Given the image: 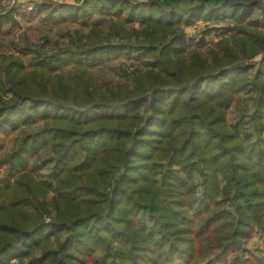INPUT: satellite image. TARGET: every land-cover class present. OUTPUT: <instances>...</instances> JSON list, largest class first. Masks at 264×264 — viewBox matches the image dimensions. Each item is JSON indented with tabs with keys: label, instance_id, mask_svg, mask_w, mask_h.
Segmentation results:
<instances>
[{
	"label": "trees",
	"instance_id": "16d2710c",
	"mask_svg": "<svg viewBox=\"0 0 264 264\" xmlns=\"http://www.w3.org/2000/svg\"><path fill=\"white\" fill-rule=\"evenodd\" d=\"M38 10L44 34L63 23L91 32L75 49L22 48L0 63V264H264V252L244 249L264 234V5L79 0ZM14 12L0 8V35ZM103 12L114 17L108 34L91 23ZM200 20L238 24L212 62L196 50L186 59L185 26ZM135 23L142 33L126 31ZM124 55L143 64L132 83L103 87L86 65ZM242 94L252 113L229 125ZM41 122L6 152L21 127ZM42 150L52 152L44 163ZM49 190L56 216L45 221L50 204L38 197Z\"/></svg>",
	"mask_w": 264,
	"mask_h": 264
},
{
	"label": "rangeland",
	"instance_id": "374dc122",
	"mask_svg": "<svg viewBox=\"0 0 264 264\" xmlns=\"http://www.w3.org/2000/svg\"><path fill=\"white\" fill-rule=\"evenodd\" d=\"M55 1V2H54ZM0 0V8H3L4 11L15 10L14 15L17 19V24L11 30H7L6 25L2 26V29L5 31L0 35V63L3 61L6 56H19L18 51L22 48H30L33 50H40L43 54H52L56 53L62 49H75L76 44L79 42V37H87L90 28H83L80 25L73 23H63L58 25L54 30L49 34H44V32L49 31L47 27L40 24L39 19L45 15L44 12H39L38 8L42 5H76L79 0ZM264 5V0H255ZM37 9V10H35ZM255 16L259 15L258 11H255ZM259 18H262L259 16ZM114 17L111 12H103L101 14L95 15L91 19V23L98 25L101 31L104 34H108L109 31L114 27L113 20ZM208 26L219 27V30L212 32L211 34H205V31L208 29ZM238 24L231 20L223 21L218 24H208L205 21H198L197 24L192 26H185V35H186V49L188 54L186 56L187 61H190L189 58L192 56L190 52L196 50L204 57H208L209 61L212 62L211 55L212 53H220V56L223 55L224 47L220 45V42L224 38H230L235 32H227L228 29L237 27ZM224 27V28H223ZM136 30L142 33V27L138 23L130 24L126 27V31ZM237 34V33H236ZM235 34V35H236ZM129 36H123L122 43L135 42V38L131 40L128 39ZM228 38V39H229ZM82 39L83 42L87 43ZM119 40H116L117 42ZM93 43L97 41L92 40ZM98 43V42H97ZM85 47V46H81ZM236 48V46H234ZM239 50V49H236ZM147 59V58H146ZM258 58H255L257 60ZM25 60L28 64H33L34 58L31 55L25 56ZM253 61V60H251ZM87 67L94 74L95 78L98 80L101 86L105 85H116V84H125L132 83L134 73L137 70L143 69V64L138 60L130 58L128 59L125 55L120 57L117 60H111L104 63L97 64H86ZM66 75L73 74L72 68L68 67L64 71ZM253 101L252 97L247 95H241L240 99L235 103L227 113V119L229 125H235L241 116H249L252 113ZM43 126L42 122L35 124L31 127H21V131L16 132L15 136H12L11 140L7 145V151L11 150L13 145L21 137H24L25 133H32L36 130H39ZM247 128L250 129L251 126L247 123ZM19 135V139L17 136ZM52 152H45L42 150L40 162L48 161L51 157ZM50 166L45 168L44 173H48ZM54 191L49 190L46 197H38L39 200L48 202L50 206L46 209L47 213L44 214L45 221H51V216H56L55 207L52 204L54 199ZM27 211L33 212L34 209L31 207L27 208ZM244 249L247 254H253L258 256L260 252H264V234H258L253 237V239L248 242ZM244 257V253L240 255ZM28 259L20 260L18 257L12 258L8 264H29Z\"/></svg>",
	"mask_w": 264,
	"mask_h": 264
},
{
	"label": "built area",
	"instance_id": "2783aa9c",
	"mask_svg": "<svg viewBox=\"0 0 264 264\" xmlns=\"http://www.w3.org/2000/svg\"><path fill=\"white\" fill-rule=\"evenodd\" d=\"M54 1V0H53ZM55 2V1H54Z\"/></svg>",
	"mask_w": 264,
	"mask_h": 264
}]
</instances>
